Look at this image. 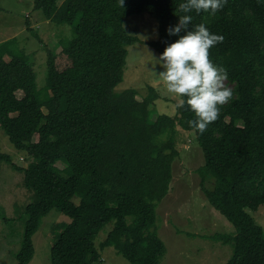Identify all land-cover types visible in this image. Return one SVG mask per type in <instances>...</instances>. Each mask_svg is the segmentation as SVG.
I'll return each instance as SVG.
<instances>
[{"label":"trees","instance_id":"obj_1","mask_svg":"<svg viewBox=\"0 0 264 264\" xmlns=\"http://www.w3.org/2000/svg\"><path fill=\"white\" fill-rule=\"evenodd\" d=\"M180 2L33 0L34 11L73 33L58 54L47 50L44 101L17 39L0 43V128L28 159L21 169L24 185L36 196L25 209L17 264L31 262L32 237L54 209L70 223L50 249V264H101V250L108 247L129 264H160L166 249L154 230L155 208L170 190L179 156L177 128L194 134L204 159L197 170L201 192L235 230L210 238L231 245L225 264H264V230L250 215L264 205V3L228 0L215 16L190 13V27L204 22L223 36L210 49V59L227 70L233 92L203 134L189 126L194 114L187 106L152 120L149 106L157 98L152 90L142 100L132 89L115 92L126 48L139 41L125 32L123 21L138 14L153 18L159 36L147 45L161 55L177 39L166 29L178 22ZM25 26L31 30L28 20ZM2 162L12 165L10 156L0 153ZM208 180H214L212 190L205 187ZM112 222L99 250L98 234Z\"/></svg>","mask_w":264,"mask_h":264},{"label":"rangeland","instance_id":"obj_2","mask_svg":"<svg viewBox=\"0 0 264 264\" xmlns=\"http://www.w3.org/2000/svg\"><path fill=\"white\" fill-rule=\"evenodd\" d=\"M26 20L31 30L25 26ZM123 28L139 41L126 48L123 78L115 92L132 89L137 93V100H142L151 95L152 90L157 98L149 106L151 119L175 115L179 99L165 93L164 85L157 83L152 71L156 64L154 58L160 55L147 43L157 40L154 34L158 30L156 21L147 14L132 15L123 21ZM72 37L70 27L55 25L45 20L40 11H34L33 0H0V43L16 38L17 47L29 56L39 100L46 99L47 50L54 49L58 54L60 43H68ZM5 60L9 61V58L5 57ZM156 70L160 69L157 67ZM224 83L230 88L226 81ZM177 129L179 156L172 165L170 190L155 208L154 230L166 249L160 264H225L232 255L231 245L210 238L216 234L234 235L235 230L208 204L201 192L197 170L203 166L204 159L194 134ZM0 153L9 155L12 161V165L0 164V264H17L15 256L21 247L27 220L25 209L35 202L36 196L24 185L21 169L26 168L28 159L14 150L1 128ZM213 184L214 180H208L205 187L212 190ZM72 201L78 205L80 200L74 197ZM250 215L264 230V205ZM69 223L70 219L55 209L41 219L38 231L32 237L34 256L29 264H50V249ZM112 227L113 222L99 232L96 240L99 250ZM101 256V264H129L112 247L101 250Z\"/></svg>","mask_w":264,"mask_h":264},{"label":"clouds","instance_id":"obj_3","mask_svg":"<svg viewBox=\"0 0 264 264\" xmlns=\"http://www.w3.org/2000/svg\"><path fill=\"white\" fill-rule=\"evenodd\" d=\"M227 2L182 0L174 13L178 22L166 29L168 37L177 39L168 43L161 55L154 58L156 64L152 71L157 83L164 85L167 95L179 99L175 107L187 106L194 114L188 123L199 134L218 119L221 107L232 99L233 92L224 83L228 79L227 70L210 59V49L221 43L223 36L212 33L204 22L190 27L193 20L190 13L215 16ZM260 2L264 3V0ZM123 3L121 0V6ZM154 34L158 38V30Z\"/></svg>","mask_w":264,"mask_h":264},{"label":"crops","instance_id":"obj_4","mask_svg":"<svg viewBox=\"0 0 264 264\" xmlns=\"http://www.w3.org/2000/svg\"><path fill=\"white\" fill-rule=\"evenodd\" d=\"M48 21V20H47Z\"/></svg>","mask_w":264,"mask_h":264}]
</instances>
